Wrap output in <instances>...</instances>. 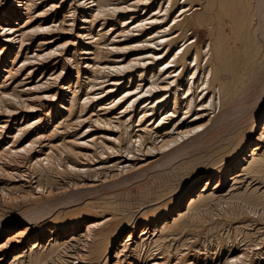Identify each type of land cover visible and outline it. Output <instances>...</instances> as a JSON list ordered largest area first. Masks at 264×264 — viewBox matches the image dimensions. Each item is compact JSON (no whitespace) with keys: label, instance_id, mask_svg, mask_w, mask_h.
Segmentation results:
<instances>
[{"label":"bare ground","instance_id":"bare-ground-1","mask_svg":"<svg viewBox=\"0 0 264 264\" xmlns=\"http://www.w3.org/2000/svg\"><path fill=\"white\" fill-rule=\"evenodd\" d=\"M0 264H264V0H0Z\"/></svg>","mask_w":264,"mask_h":264},{"label":"rangeland","instance_id":"rangeland-1","mask_svg":"<svg viewBox=\"0 0 264 264\" xmlns=\"http://www.w3.org/2000/svg\"><path fill=\"white\" fill-rule=\"evenodd\" d=\"M156 181H157V179H155V178H153V177H150V178H147V182L145 183V185H151V184H155L156 183ZM153 184V185H154ZM123 187H121V189H119L118 191H120V190H123V191H125V190H127L129 187L131 188V190H133L135 193L136 192H138V186L136 185V184H128V185H122ZM144 187V186H143ZM117 188H119V187H117ZM116 188V189H117ZM130 188L128 189V190H130ZM137 194V193H136Z\"/></svg>","mask_w":264,"mask_h":264},{"label":"snow or ice","instance_id":"snow-or-ice-1","mask_svg":"<svg viewBox=\"0 0 264 264\" xmlns=\"http://www.w3.org/2000/svg\"><path fill=\"white\" fill-rule=\"evenodd\" d=\"M197 131H199V129H197Z\"/></svg>","mask_w":264,"mask_h":264}]
</instances>
